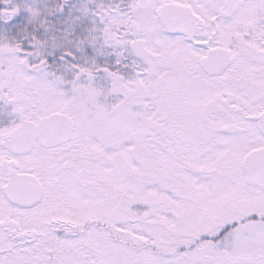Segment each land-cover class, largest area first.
I'll list each match as a JSON object with an SVG mask.
<instances>
[{
	"label": "snow or ice",
	"instance_id": "1",
	"mask_svg": "<svg viewBox=\"0 0 264 264\" xmlns=\"http://www.w3.org/2000/svg\"><path fill=\"white\" fill-rule=\"evenodd\" d=\"M0 264H264V0H0Z\"/></svg>",
	"mask_w": 264,
	"mask_h": 264
}]
</instances>
